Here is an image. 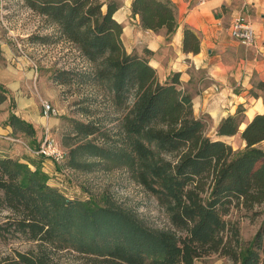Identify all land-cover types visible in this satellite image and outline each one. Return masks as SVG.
Here are the masks:
<instances>
[{"label": "trees", "instance_id": "trees-1", "mask_svg": "<svg viewBox=\"0 0 264 264\" xmlns=\"http://www.w3.org/2000/svg\"><path fill=\"white\" fill-rule=\"evenodd\" d=\"M22 2L93 64L87 72L57 71L54 79L67 84L78 77L81 83L97 84L122 112L114 133L93 121L71 119L63 137V165L87 173L102 166L127 169L165 209L173 228L151 227L111 199L100 203L92 196H67L50 183L44 157L22 161L0 154V211H10L0 221V237L38 241L37 252H19L8 264H49L50 254L62 249L88 255L95 264H195L214 252L241 264H261L264 224L241 254L225 233L231 232L239 246L238 228L226 216L235 206L264 202V148L259 146L264 142V113L240 129L246 122V109L240 105L220 121L219 136L241 133L245 148L235 150L205 134L207 119L195 115L193 94L182 87L179 72L162 81L150 63L152 50L128 52L124 25L114 17L119 0ZM131 9L143 28L165 30L168 40L179 27L172 0H132ZM32 40L47 43L50 37L34 35ZM183 50L201 51L200 36L189 26L184 28ZM261 90L264 79L253 81L250 95L260 98ZM5 92L0 88V104L7 100ZM7 124L16 134L36 135L33 123L15 113Z\"/></svg>", "mask_w": 264, "mask_h": 264}, {"label": "rangeland", "instance_id": "rangeland-1", "mask_svg": "<svg viewBox=\"0 0 264 264\" xmlns=\"http://www.w3.org/2000/svg\"><path fill=\"white\" fill-rule=\"evenodd\" d=\"M123 4L124 0H119ZM125 28H136V23L127 15ZM123 36L128 52H132L126 43H130L133 34ZM34 35H47L50 41L42 43L33 41ZM55 26L45 18L23 6L22 0H0V88L9 93L8 100L0 106V126L6 128L9 116L16 112L21 117L27 116L39 127L36 138L23 133L0 134V154H10L22 161L44 157V170L50 175V183L59 187L69 197H94L100 203L111 199L137 213L147 225L154 228H173L168 213L157 199L141 184L136 182L127 169L122 167L102 166L95 172H82L68 168L52 157L37 154L46 133L56 141L57 148L67 151L63 137L68 133L71 119L93 121L103 131L114 133L118 130L122 112L113 105L111 96L101 86L94 83H81L80 78L63 84L54 79L57 71L87 72L93 69L91 64L73 44L59 39ZM137 50V49H134ZM142 52V50H138ZM253 51L249 49L250 52ZM259 56L260 53L256 52ZM160 78V76H159ZM161 80V79H160ZM259 80L255 75L253 81ZM264 103V90L259 91ZM250 98V100H249ZM48 100L56 110V115L46 117L42 113V102ZM254 97H248L245 121L255 108ZM263 109V106L260 108ZM197 117H205L208 122L205 134L212 139H224L235 150L245 148L241 133L220 137L217 123L208 113L195 112ZM47 124L40 126L38 119ZM241 125L240 129L245 127ZM264 148V142L259 144ZM51 159V160H50ZM10 211H0V221H6ZM230 226L238 228L239 243L231 238V232L225 233V240L231 248L241 254L243 249L254 239L264 224V202L252 207L235 206L226 216ZM48 248H51L49 246ZM38 251V241L23 236L0 237V264H8L17 258V254ZM49 264H95L90 256L71 249L54 250ZM195 264H241L228 255L214 252L196 259ZM261 264H264L262 255Z\"/></svg>", "mask_w": 264, "mask_h": 264}, {"label": "crops", "instance_id": "crops-1", "mask_svg": "<svg viewBox=\"0 0 264 264\" xmlns=\"http://www.w3.org/2000/svg\"><path fill=\"white\" fill-rule=\"evenodd\" d=\"M172 1L177 6L179 27L170 40L165 30L156 32L143 28L139 15L132 13V0L120 3L114 17L124 25L127 15H131L136 28L127 29L124 26L127 34H133L130 43H126L127 47L132 51L144 48L152 50L154 54L150 63L157 68L162 81L170 74L179 72L182 87L193 94L194 113L210 114L218 126L224 117L235 114L240 105H246L254 76L264 79V0ZM239 15H244L255 29L256 41L252 46L240 44L231 35L232 21ZM186 26L200 36L201 51L197 54L183 50ZM249 49L253 50L250 54ZM256 52L261 56H256ZM5 93L8 100L9 93ZM254 101L256 105L250 109L252 113L247 122L256 114L264 113L263 101L260 98H254ZM262 106L263 109H260ZM21 118L32 123L27 116ZM38 124L45 126L47 123L39 118ZM34 127L36 138L39 127ZM2 132L14 133V130L10 125H6L5 129L0 126V134ZM46 161L48 159L43 160L44 165Z\"/></svg>", "mask_w": 264, "mask_h": 264}, {"label": "built area", "instance_id": "built-area-1", "mask_svg": "<svg viewBox=\"0 0 264 264\" xmlns=\"http://www.w3.org/2000/svg\"><path fill=\"white\" fill-rule=\"evenodd\" d=\"M230 32L232 37L244 46H252L256 41V32L252 23L244 16L239 15L232 21ZM42 113L44 116L49 117L56 115V110L48 100L42 102ZM37 154L52 157L56 162H61L66 152L57 148L56 141L49 133H46L40 149L36 151Z\"/></svg>", "mask_w": 264, "mask_h": 264}]
</instances>
